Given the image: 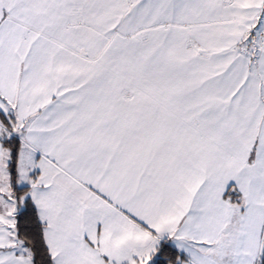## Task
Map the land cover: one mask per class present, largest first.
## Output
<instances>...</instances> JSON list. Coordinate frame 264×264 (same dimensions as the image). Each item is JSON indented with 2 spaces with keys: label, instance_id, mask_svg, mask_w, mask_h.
I'll return each instance as SVG.
<instances>
[{
  "label": "snow or ice",
  "instance_id": "1",
  "mask_svg": "<svg viewBox=\"0 0 264 264\" xmlns=\"http://www.w3.org/2000/svg\"><path fill=\"white\" fill-rule=\"evenodd\" d=\"M0 264H264V0H0Z\"/></svg>",
  "mask_w": 264,
  "mask_h": 264
}]
</instances>
